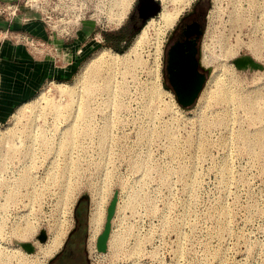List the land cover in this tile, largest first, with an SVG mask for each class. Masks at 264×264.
I'll return each instance as SVG.
<instances>
[{
  "label": "rangeland",
  "instance_id": "1",
  "mask_svg": "<svg viewBox=\"0 0 264 264\" xmlns=\"http://www.w3.org/2000/svg\"><path fill=\"white\" fill-rule=\"evenodd\" d=\"M134 1L126 11L124 0H0V8L15 6L9 14L0 9L1 16L22 20L28 12L39 18L50 38L43 51L54 52L49 46L54 37L79 41L72 74L45 80L0 120V161L6 159L0 166V264H46L65 238V248L75 246L79 263L132 264L135 257L137 264H264V140H253L255 132L264 131V117L254 108H264V0H208L202 38L212 62L207 79L219 61L220 36L234 49L223 67L226 102L209 103L199 93L189 107H182L161 85L158 69L159 85L154 81L159 58L155 60L151 26L137 62L132 54L129 63L122 55L110 68L99 67L90 92L83 83L71 88L88 56L101 48L123 54L157 15L159 8L133 23ZM14 37L26 44L31 39L28 45L36 49L46 44L22 32ZM83 43L87 50L82 52ZM240 53H249L263 67L235 68L230 59ZM105 76L109 88L99 90L95 85ZM56 85L70 91L59 95ZM151 88L167 93L152 92L151 103ZM49 102L60 105L57 114ZM24 103L30 111L13 118ZM66 132L75 139L65 138ZM8 137L17 146L10 141L7 146L3 141ZM28 173L32 183H22ZM81 194L86 195L84 223L68 235ZM113 195L106 245L97 249L95 236ZM95 203L102 216L91 240L89 213ZM118 225L123 236L119 253H113L108 237ZM39 230L45 233L41 241ZM55 234H62L56 247ZM24 240L32 250L19 244ZM134 246L138 254L126 258L123 252Z\"/></svg>",
  "mask_w": 264,
  "mask_h": 264
},
{
  "label": "bare ground",
  "instance_id": "2",
  "mask_svg": "<svg viewBox=\"0 0 264 264\" xmlns=\"http://www.w3.org/2000/svg\"><path fill=\"white\" fill-rule=\"evenodd\" d=\"M131 1L132 0H124L125 8L124 7L123 8L126 11H127L128 7L130 6ZM189 1L190 0H159V5H158L159 11H158L157 15L155 17L151 18L145 25H143V27H141V30H139L137 32V34L133 37V39L131 40L129 45L126 47V49H125L123 54H120V53L115 52V51H111L110 49H106V48H101V49L95 51L93 54L88 56V58L83 62L80 70L78 71V73L76 74V76L74 78V83L70 84V87L73 88L75 85L83 83V89L85 90L86 93H88V92H90L92 90V88H94V86H93V84H91L90 80H92V78H93L92 76L96 73V71L98 73H100L99 67H101L103 65H110L111 64L110 66L107 67V68H110L112 66L113 62L115 64L118 59L120 60V58H125L122 55L126 56L125 61L127 63H129V58H130L129 54L133 55L132 62H135V61L137 62L139 60V55H138L139 49L138 48H140L141 45L144 42L148 41V39L150 37L149 36L148 27H150V26L153 27V30H152L153 35L151 36V38H152L153 42L155 43V45H153L154 46V51H155V52L154 51L153 52L155 54L154 53L153 54L155 55V60L158 59L159 58V52H160L159 37L161 36V34L164 33L166 28L169 27L174 22V20L176 19V17L180 13V11L188 4ZM150 16H152V15H150ZM150 16H148V17H150ZM233 21H234V18H232V24H233ZM227 40L228 39H227L226 36H224V35L220 36V52H219V55H217V58H218L219 61H218L217 65H216L215 70L212 72V75L205 81V83L203 85V88L200 91V96L201 97L205 96L206 97V101H208V102L215 100L218 103H220V102L225 101V100L228 101V99H229V98H227L229 96V94L227 93L226 88L223 86V83H224L223 82V74H224L223 67H225V65H226V63H225L226 57H229L230 55L234 54V49H233V47H231V45L228 43ZM209 55L210 54L207 51V46H206V44H204L203 45V53H202V56H201V62L204 63V64H209L211 62V58H210ZM158 65H159V62L157 60L156 61V66L154 68V74H153L154 76L153 77H154V81H156V83L159 85V82H157L158 81V76H157ZM225 71H229L228 68H226ZM108 78H109L108 76H105L103 78L102 83H99L98 85H95V87H99V90L108 89L109 88ZM79 89H80V87H79ZM159 89L160 88H156V89L151 88V90L147 91L148 92V98H149L148 101L149 102L153 101L152 100L153 99V95H151L152 92H155L156 90H159ZM54 90H56V92L59 95H61V94L64 95V93L70 91L68 88H65V86L62 87V86H59V85H56ZM160 90H162V89H160ZM162 91L167 93L165 90H162ZM50 103L51 102H49V104H48L49 108L51 110H53L54 113L57 114L58 111L60 110V105L57 104V105L53 106ZM67 103L69 104V102H67ZM68 104H64V105L68 106ZM171 104H173L174 107H176L175 102H171ZM29 107H30L29 105L25 106V103H24V105L22 104V105L18 106V108L16 109V113L14 114L13 118L16 119L17 116L21 117V115L26 114L27 111H30ZM65 107L66 106H64V108ZM254 108L257 111V114H256L257 116L264 117V108L263 107L254 106ZM81 111L82 110H79L78 114ZM12 116H13V114H12ZM17 118H19V117H17ZM64 136H65V138H67L69 140L75 139V134L73 132H66L64 134ZM1 138L2 137L0 136V139ZM254 139H255V141L264 140V131L260 130L258 132H255L254 136H253V140ZM9 141H10L11 145L17 146L12 139L9 140V137L6 138L5 141H3V142L7 146H10ZM17 143H19V142H17ZM24 150H25V152H24V155H25V153H27L26 152L27 150L26 149H24ZM5 160H4V162L2 160H1L2 162L0 161V166L5 164V162H6ZM28 178H29V173H28V177H27V175L24 174L21 177L20 181L22 183H25V184L32 183V182H30L31 181L30 178H29L30 181L28 180ZM26 192H28V194H29L30 190H28ZM101 216H102L101 207L99 206L98 203H95L92 206V208L90 209V213H89V227H90V239L91 240H93V237L95 236V234L97 232V229L99 228V223L101 221ZM25 228L26 227L22 228V230H24V231L27 230ZM55 236H56V234H55ZM122 236H123L122 235V231L120 230L119 225H118L117 228L110 229L109 237H108V242H109L108 245L111 246V250H112L113 253H115V252L119 253L118 245L121 243L120 241L122 240ZM61 237H62V234H58L55 237V239H54V241L56 243L55 247L60 244ZM135 243H137V242H135ZM135 247L136 246H134L133 249L131 248V250H127V251L123 252L124 253L123 255H125L126 258H133L136 255V254L134 255L135 252H137V254H138V249L136 250ZM124 250H126V249H124ZM153 255H155V254H153ZM131 260L133 261L132 264H134L135 262L137 264V260L135 259V257L133 259H131ZM140 261H141V258H140ZM139 263H141V262H139Z\"/></svg>",
  "mask_w": 264,
  "mask_h": 264
},
{
  "label": "crops",
  "instance_id": "3",
  "mask_svg": "<svg viewBox=\"0 0 264 264\" xmlns=\"http://www.w3.org/2000/svg\"><path fill=\"white\" fill-rule=\"evenodd\" d=\"M26 14L28 16L22 20L0 15V120L19 102L30 98L45 80L68 78L79 57L76 38L66 41L54 37L49 45L54 52L47 48L43 51L50 41L45 26L33 14ZM21 32L35 39L37 44L46 43L42 51L14 37ZM80 49L86 51L87 44L80 45Z\"/></svg>",
  "mask_w": 264,
  "mask_h": 264
},
{
  "label": "flooded vegetation",
  "instance_id": "4",
  "mask_svg": "<svg viewBox=\"0 0 264 264\" xmlns=\"http://www.w3.org/2000/svg\"><path fill=\"white\" fill-rule=\"evenodd\" d=\"M208 4V0H195L164 33L160 45L158 74L161 85L174 98H187L195 91L198 96L211 70L212 62H201ZM130 16L133 23L140 19L135 8ZM75 256L73 253L68 256L72 264H88L76 262Z\"/></svg>",
  "mask_w": 264,
  "mask_h": 264
},
{
  "label": "water",
  "instance_id": "5",
  "mask_svg": "<svg viewBox=\"0 0 264 264\" xmlns=\"http://www.w3.org/2000/svg\"><path fill=\"white\" fill-rule=\"evenodd\" d=\"M133 8L138 11L139 17L141 20H144L146 16H150L155 14L158 9V1L156 0H135L133 4ZM232 65L235 68H262L263 64L257 60H255L249 53H240L234 55L230 59ZM196 97V91L187 98H175V100L182 107H188L192 101H194ZM114 195L111 196L105 206V218L102 224L101 229L97 232L95 236V247L97 249H103L106 245V237L108 233V219L114 208ZM36 237L38 240H43L45 237V233L42 230H39L36 233ZM19 244L26 250H32V243L28 240L20 241Z\"/></svg>",
  "mask_w": 264,
  "mask_h": 264
},
{
  "label": "trees",
  "instance_id": "6",
  "mask_svg": "<svg viewBox=\"0 0 264 264\" xmlns=\"http://www.w3.org/2000/svg\"><path fill=\"white\" fill-rule=\"evenodd\" d=\"M103 35L105 37L106 35H108V32H103ZM112 43L113 42H111V45H113ZM85 209H86V195L81 194L77 196L74 202V206H73L74 224L67 232L68 235L71 234L73 231H75L78 225L83 226ZM86 224H87V219H86ZM86 230H87V226H86ZM66 243H67V238L63 240L62 246L47 260L46 264H72L71 260L68 259V256H70L73 253L75 246H69L65 248L64 244Z\"/></svg>",
  "mask_w": 264,
  "mask_h": 264
},
{
  "label": "built area",
  "instance_id": "7",
  "mask_svg": "<svg viewBox=\"0 0 264 264\" xmlns=\"http://www.w3.org/2000/svg\"><path fill=\"white\" fill-rule=\"evenodd\" d=\"M11 6V3H7V4H4V6L3 7H1L0 9H2L3 11H5L6 12V14H9V13H12L13 11H14V9H15V6H13V7H10ZM7 9V10H6ZM1 11V10H0ZM8 16V15H7ZM25 38H27V37H25ZM29 38V37H28ZM28 41V43H31V39H28L27 40Z\"/></svg>",
  "mask_w": 264,
  "mask_h": 264
}]
</instances>
